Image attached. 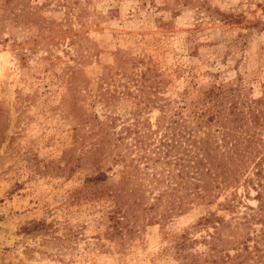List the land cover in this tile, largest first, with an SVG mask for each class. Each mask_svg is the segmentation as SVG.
Instances as JSON below:
<instances>
[{
  "label": "rangeland",
  "instance_id": "rangeland-1",
  "mask_svg": "<svg viewBox=\"0 0 264 264\" xmlns=\"http://www.w3.org/2000/svg\"><path fill=\"white\" fill-rule=\"evenodd\" d=\"M214 86L264 112V0H0V264H264V162L150 208L140 156Z\"/></svg>",
  "mask_w": 264,
  "mask_h": 264
},
{
  "label": "trees",
  "instance_id": "trees-1",
  "mask_svg": "<svg viewBox=\"0 0 264 264\" xmlns=\"http://www.w3.org/2000/svg\"><path fill=\"white\" fill-rule=\"evenodd\" d=\"M203 101L209 104L195 113L193 120L172 118L161 136L156 138V135L151 140L150 143L155 144L151 152L140 156L147 168L154 167L151 172L146 170V180L155 184V189L164 187L154 196L151 209L165 202L171 213H178L190 202L191 196L212 199L217 195L202 191L209 187L220 188V182L227 180L228 176L239 182V178L249 172L251 164L256 170L255 175H262L264 112L260 107L253 106V103L258 105L262 100L252 99L250 104H245L239 88L214 86L204 93ZM166 116L165 112L161 118ZM215 124L218 126L213 129ZM149 126L146 130L153 134L161 129L162 124L158 119L157 129L152 130ZM139 130L136 133L142 134ZM147 136L139 135L137 142L148 147L151 144L146 143ZM96 179H102V176ZM245 182L254 184V179L248 177ZM258 182H261L260 179ZM260 194H257L259 198ZM138 200L136 198L135 202ZM138 205H143V202L138 201ZM126 214L127 210L124 216ZM215 218L217 216L212 213V216L202 217L199 223L210 224Z\"/></svg>",
  "mask_w": 264,
  "mask_h": 264
}]
</instances>
